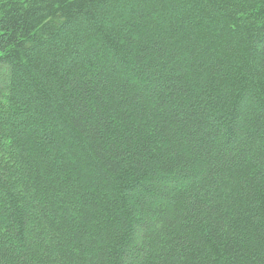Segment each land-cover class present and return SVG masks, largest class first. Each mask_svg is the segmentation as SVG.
I'll return each mask as SVG.
<instances>
[{
	"label": "trees",
	"instance_id": "trees-1",
	"mask_svg": "<svg viewBox=\"0 0 264 264\" xmlns=\"http://www.w3.org/2000/svg\"><path fill=\"white\" fill-rule=\"evenodd\" d=\"M0 264H264V0H0Z\"/></svg>",
	"mask_w": 264,
	"mask_h": 264
}]
</instances>
